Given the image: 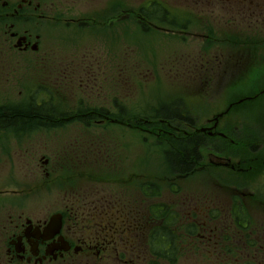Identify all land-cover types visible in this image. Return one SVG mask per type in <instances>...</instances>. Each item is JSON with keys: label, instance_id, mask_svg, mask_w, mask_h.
I'll return each instance as SVG.
<instances>
[{"label": "rangeland", "instance_id": "rangeland-1", "mask_svg": "<svg viewBox=\"0 0 264 264\" xmlns=\"http://www.w3.org/2000/svg\"><path fill=\"white\" fill-rule=\"evenodd\" d=\"M59 1L52 4L54 8L47 10V14L74 17L76 13H110L111 8L118 19L109 28V34L97 32L86 37L76 32L75 24L67 26L61 20L44 24L34 18L33 32L42 35L40 52L29 63L16 68L5 85L0 82L2 105L23 108L31 95L49 96L63 112L61 115L70 116L80 105V108L105 109L113 115L115 108H123L125 112L118 113V117L138 126L139 120L154 118L151 110L174 108L173 102L176 107L192 112L197 122H204L225 109L231 100H238L236 115L245 116L241 118L240 131L254 146H262L251 156L243 144L240 154L233 157L231 162L245 160L241 166L251 167L240 174L236 172L235 184L247 187L264 200V73L260 85L257 84L260 79L256 84L254 79L242 80L240 83L249 82L251 87L233 99L228 98L229 92L221 80L231 77L235 71L233 62L243 61L247 54L260 52L262 56L255 60H264V0H257L254 5L248 0L243 3V0H156L169 10V18L177 19L171 24L156 18L142 21L136 17L141 10L138 8L151 0ZM122 7L129 14L127 25L120 19ZM183 22H188V28L176 30ZM247 34H254L251 42L241 40ZM88 46L98 58L94 67L96 81L89 91L83 92L76 80L60 77L65 68L70 73V69L78 66L67 67L70 59L86 54L79 51ZM248 95L251 97L245 101L244 96ZM61 115L53 118L56 122L26 123L21 130L0 131L1 218L8 213L10 205L11 212L24 204L35 210L49 203L53 204L51 209L59 207L63 193L74 191L71 189L82 180L88 182L91 176L97 179L96 186L115 190L130 178L133 182L137 178L160 181L162 190L169 188L168 180L173 175L165 159L174 143L136 127L91 119L85 123L63 120ZM225 152L233 156L238 150L226 148ZM57 158H62L64 169L54 165L55 169L51 170L52 164H42V160L49 163ZM76 158L86 159L87 165H80ZM79 166L84 170L83 176ZM210 174V169L196 172L185 181L183 192L204 191L200 190L201 185L206 184ZM219 175L224 177V171ZM245 261L248 260L234 264ZM255 262L264 264V260ZM174 264L197 262L179 259Z\"/></svg>", "mask_w": 264, "mask_h": 264}, {"label": "flooded vegetation", "instance_id": "flooded-vegetation-1", "mask_svg": "<svg viewBox=\"0 0 264 264\" xmlns=\"http://www.w3.org/2000/svg\"><path fill=\"white\" fill-rule=\"evenodd\" d=\"M55 1L58 2L0 0V82L3 85L12 78L16 68L29 63L33 55L40 52L42 35L33 32L34 18L44 24L60 20L67 26L75 24L76 32L86 37L97 32L109 34V28L118 19V14L113 16L111 8L110 13H76L74 17L59 13L50 16L47 10L54 8L52 4ZM248 1L251 5L258 3L257 0ZM252 11L250 9V13ZM138 12L136 17L142 21L148 17L164 20L157 13ZM128 16L127 9L122 7V24L127 25ZM253 36L247 34L241 40L251 42ZM91 51V46L80 50L87 53L70 59L67 67L78 66L70 69V73L65 68V73L60 77L76 80L83 92L89 91L90 85H95L96 81L94 67L98 58L96 52ZM259 56H262L260 52L255 55L251 53L245 55L243 61L233 62L235 71L230 74L231 77L221 79L229 92L228 98L233 99V96L250 89L249 82L240 83L242 80L254 79L256 84L260 79L257 84H261L264 60H255ZM119 62L121 58L116 65ZM34 96L37 101L41 97L29 96L23 104L25 108L33 104ZM244 97L248 101L251 96ZM237 101L231 100L225 109L204 122H197L192 118V112L176 107V102H173L174 108H170L176 109L173 114L166 117L164 112L155 108L151 110V117L154 118L141 119L138 126L118 117V113L125 112L123 108H115L116 115H113L105 109L80 108V105L70 116H64L58 106L53 118L61 115L63 120L74 119L83 123L88 119L97 123L107 121L128 128L136 127L174 143L167 155L180 152L184 142L201 137L197 143L198 158L190 170L171 173L173 179L168 180L167 190L161 189L160 181H145L142 178H137L135 182L131 181L132 178L125 179L120 183L121 188L115 190L96 186L94 183L97 179L91 176L88 182L82 180L80 185L71 189L74 191L63 193L59 199L61 205L54 209H51V203L38 210L29 209L24 204L11 212L10 205L8 213L0 217V264H159L160 261L174 264L171 262L179 259L196 261L197 264L212 261L229 264L241 260H264V200L247 187L235 184L236 172L251 168L241 166L245 160L231 162L233 157L240 154L243 144L251 156L262 145L254 146L240 131L241 118L245 116L236 115ZM0 110L14 113L17 108L0 103ZM53 118L45 119V122H56ZM25 126L15 123L0 125V131L12 128L17 131ZM198 129L201 131L197 132ZM226 148L238 150V153L229 156ZM188 158L192 161L190 153ZM248 160L251 161L250 158ZM76 161L80 165L83 163L82 166L87 165L86 159L76 158ZM42 164H52L51 170L55 169L54 165L64 169L62 158L49 163L42 160ZM208 169L212 174L204 182L207 185H201L200 190L204 191L199 194L183 192L188 178ZM79 171L83 176L81 166ZM222 171L224 177L219 175ZM229 172L234 174L230 175Z\"/></svg>", "mask_w": 264, "mask_h": 264}, {"label": "trees", "instance_id": "trees-1", "mask_svg": "<svg viewBox=\"0 0 264 264\" xmlns=\"http://www.w3.org/2000/svg\"><path fill=\"white\" fill-rule=\"evenodd\" d=\"M152 8V7H151ZM166 10L161 9H152V13H157L163 16L162 14L165 13ZM151 12H147L146 14H150ZM160 111L164 112L165 116L173 114L176 109H170L166 107H160ZM57 112L56 105L52 103L51 98L48 97H39L38 101L36 97H33V104L29 105V107L23 106V108H17V111L14 113H9L4 110H0V125H7V124H17V125H24L26 123L34 124L35 122H42L45 119H52L55 117V113ZM163 115V114H162ZM201 140V137L194 138L189 142H184L181 145L180 152H171L167 155L168 160V168L170 172H182L185 170H190V168L194 167V160L198 158L197 153V143ZM189 150V152H188ZM192 156V161L188 158V153ZM174 263V262H171ZM243 264H257L255 260H248L242 262ZM211 264V262H209ZM229 264H234V262H230Z\"/></svg>", "mask_w": 264, "mask_h": 264}]
</instances>
